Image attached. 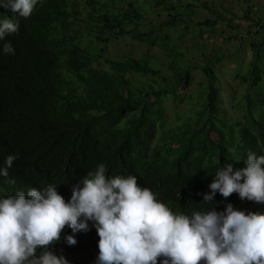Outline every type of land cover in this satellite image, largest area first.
<instances>
[{"label": "trees", "instance_id": "1", "mask_svg": "<svg viewBox=\"0 0 264 264\" xmlns=\"http://www.w3.org/2000/svg\"><path fill=\"white\" fill-rule=\"evenodd\" d=\"M197 6L183 0H40L28 18L0 7V19L19 23L0 41V167L7 156L17 157L8 170L15 184L0 177V197L55 184L67 201L72 186L103 163L109 177L135 176L174 213L223 212L229 203L264 212V205L235 193L203 203L219 167L239 170L249 152L264 155V37L252 43L248 70L237 76L245 93L231 114L217 71L224 56H205L201 64L173 46L176 29L197 26ZM214 16L201 24L206 31L227 22ZM251 21L264 29L263 21ZM127 38L146 51L111 57L112 45ZM5 42L14 54L3 53ZM199 71L203 81L190 98V114L169 126L165 101L184 102L179 92ZM67 235L72 232L65 228L50 250L69 264H96L99 237L92 222L75 235L76 245L66 243Z\"/></svg>", "mask_w": 264, "mask_h": 264}, {"label": "clouds", "instance_id": "2", "mask_svg": "<svg viewBox=\"0 0 264 264\" xmlns=\"http://www.w3.org/2000/svg\"><path fill=\"white\" fill-rule=\"evenodd\" d=\"M40 0H0V7L23 18L31 16ZM18 21L0 19V41L16 33ZM5 55L14 54L11 42L3 44ZM16 156L9 155L0 167V177L10 180L9 169ZM239 162V161H237ZM245 167H219L203 203H213L219 193L238 194L264 205V155L247 154ZM58 186L29 188L0 197V264H69L50 248L64 236L69 246L75 235L89 231V222L99 237L96 264H264V212L237 210L231 203L223 212L214 208L174 213L133 175H107L101 163L71 188V198Z\"/></svg>", "mask_w": 264, "mask_h": 264}, {"label": "rangeland", "instance_id": "3", "mask_svg": "<svg viewBox=\"0 0 264 264\" xmlns=\"http://www.w3.org/2000/svg\"><path fill=\"white\" fill-rule=\"evenodd\" d=\"M183 2L198 4L195 18L197 26L191 31L176 29L172 37L173 46L180 51L189 50L190 59L201 64L205 56L215 54L224 56L223 62L217 68L220 74L219 87L224 108L233 114V106L245 93L244 86L238 81L237 76L245 74L248 70L252 59V43L264 37V29H257L255 22L251 21L254 19L264 22V0H183ZM214 13H219L227 22L206 31V27L201 24L214 20ZM202 30H205L203 35ZM146 48L134 39L127 38L112 45L110 56L113 58H122L125 55L139 56ZM159 52L160 50L155 48L153 57H157ZM164 73L168 74L166 68ZM194 75L196 77L194 84L184 87L179 92L186 95L184 102L175 104L171 99L165 101L169 126L177 125L179 120H184L190 114L192 106L190 98L196 97L203 81L201 71L195 72Z\"/></svg>", "mask_w": 264, "mask_h": 264}]
</instances>
